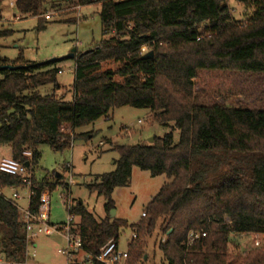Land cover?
Listing matches in <instances>:
<instances>
[{"label": "trees", "instance_id": "trees-1", "mask_svg": "<svg viewBox=\"0 0 264 264\" xmlns=\"http://www.w3.org/2000/svg\"><path fill=\"white\" fill-rule=\"evenodd\" d=\"M45 1L17 0L14 9L35 16L41 28ZM237 2L252 10L243 20L233 18L227 0H80L99 5L103 38L87 52L76 49L70 98L57 94L61 60L0 57V66H19L0 70V147L29 166L40 158L39 145L62 150L83 136L72 137L75 129L118 107L148 108L151 122L171 127L152 142L112 145L114 169L86 184L103 198V218L81 200L68 203V215L79 218L72 232L84 256L94 259L110 240L118 244L127 222L110 217L112 192L130 183L136 166L168 181L130 225L136 237L125 264H145L156 229L163 264H264V237L245 253L228 251L233 234L264 236V109L205 103L193 83L200 70L264 73V0ZM142 46L151 58H142ZM106 62L117 68H103ZM56 185L31 176L29 210L36 213L42 194ZM14 187H26L22 177L0 172V191ZM20 218L16 202L0 195V253L12 264L25 263L32 244ZM196 230L206 235L187 244Z\"/></svg>", "mask_w": 264, "mask_h": 264}, {"label": "rangeland", "instance_id": "rangeland-1", "mask_svg": "<svg viewBox=\"0 0 264 264\" xmlns=\"http://www.w3.org/2000/svg\"><path fill=\"white\" fill-rule=\"evenodd\" d=\"M227 4L235 20H243L252 12L237 0H227ZM98 12L99 5H82L80 0H46L44 11L38 16L46 23L39 28V20L35 16L22 15L4 2L0 30L9 29L12 32L7 36H0V57L15 60L22 54L28 61L42 62L63 57L74 47L79 52L86 51L103 38ZM46 14L50 16L49 19L45 18ZM13 17L18 19L11 20ZM57 66L61 71L58 73V80L62 84L57 94L70 98L75 69L73 59L61 60ZM103 68L115 70L117 64L106 62ZM115 79L121 80L117 76ZM193 83L194 91L205 103L218 102L227 106L264 109V73L200 70ZM150 115L148 108L118 107L108 116L75 129L72 137L83 136L71 141L62 150H54L46 144L38 146L40 158L36 164L27 167V172L37 180L57 182L56 187L47 192L49 222L57 227L65 223L68 219V203L74 204L78 200L96 218L106 215L103 198L89 192L86 184L95 183L98 176L114 169L113 162L118 158V153L112 150V145L149 142L151 138L161 137L171 131V127L151 122ZM173 135L177 141L178 131L174 130ZM1 149L0 157L2 154L8 156L10 147L3 145ZM167 181L164 174L152 176L148 171L134 166L130 183L113 190L114 208L110 210L112 218L127 222L118 239L119 250H127L133 232L130 225L139 221L146 205ZM13 192L11 188L3 190L8 199L16 202L20 211L26 209L29 202L28 188L18 190L17 198L12 197ZM78 221L79 218L74 217V224ZM32 234L33 243L27 248L28 256L23 264H70L84 261L85 256L81 251L73 253L70 259L59 252L67 248L63 231L56 230L46 234L45 225L39 224L30 231L29 235ZM160 236V231L156 229L147 238L145 264H163L161 252L155 244ZM263 237L260 234H233L228 251L232 254L245 253L261 246ZM256 241L259 244L256 245Z\"/></svg>", "mask_w": 264, "mask_h": 264}, {"label": "built area", "instance_id": "built-area-1", "mask_svg": "<svg viewBox=\"0 0 264 264\" xmlns=\"http://www.w3.org/2000/svg\"><path fill=\"white\" fill-rule=\"evenodd\" d=\"M17 0H5L7 5L10 8H14L15 2ZM49 15L46 14L45 18L49 19ZM18 19V17H13L11 20ZM148 51L147 46L141 47V52L146 53ZM61 73V71L59 72ZM23 157L25 159L31 158V153L29 151L23 152ZM0 172L10 175H17L22 177V182L26 184V187L28 188L29 192V198L33 194V191L31 189V176L27 172V167L24 165V163L13 159L11 156H2L0 157ZM14 190L12 197L17 198L18 190L21 188H11ZM0 195H3L5 198H7L1 191ZM8 199V198H7ZM46 197L44 196V193L41 196V205L39 207V210L36 213H33L29 210L27 207L26 209H22L21 212V218L20 220L24 224L25 231L27 238H30V231L39 224L45 225V233L50 234L53 231H63L65 238L67 240V248L65 250H59L60 253L66 255L67 259H70L72 257L73 253H77L81 251V240L76 235V233L72 232V228H75L74 224V217L68 215V219L65 223H63L61 226L57 227L55 225H49V208L46 203ZM141 216H144V213H141ZM206 235L205 231H190L187 235V241L186 243H190L195 239H198L199 237H204ZM136 234L132 233V238H135ZM164 241V237L161 239ZM256 245L259 244L258 241L255 242ZM128 257L127 250H119L118 244L114 241L110 240L108 241L103 247H101L99 254L94 258L91 259L88 256L84 257V261L79 262H73L70 264H125L126 259ZM0 264H12L9 261L5 260L3 255L0 253ZM68 264V263H67Z\"/></svg>", "mask_w": 264, "mask_h": 264}, {"label": "water", "instance_id": "water-1", "mask_svg": "<svg viewBox=\"0 0 264 264\" xmlns=\"http://www.w3.org/2000/svg\"><path fill=\"white\" fill-rule=\"evenodd\" d=\"M53 2H61V1H68V0H52ZM88 50H86L85 52H87ZM75 52H76V48H72L70 50V52L68 54H66L65 56L63 57H60V58H52V59H49V60H46V61H51V60H64V59H73L75 57ZM153 56V52L150 50L148 51L147 53H145L142 58L143 59H148V58H151ZM19 66H13V65H3V66H0V70H3V69H15V68H18ZM153 141V138H151L149 140V142H152ZM24 165L26 167L29 166V162L26 161L24 163ZM110 217H112L111 213H110ZM146 258V256H145Z\"/></svg>", "mask_w": 264, "mask_h": 264}, {"label": "crops", "instance_id": "crops-1", "mask_svg": "<svg viewBox=\"0 0 264 264\" xmlns=\"http://www.w3.org/2000/svg\"><path fill=\"white\" fill-rule=\"evenodd\" d=\"M2 149H1V147H0V151H1ZM1 156H6L5 154H2ZM8 156H10V150H9V152H8ZM2 193H3V191H2ZM4 194V193H3ZM44 196L47 198V192H45L44 193ZM29 198V197H28ZM29 203V202H28ZM50 212V211H49ZM49 225H54V224H52L51 222H49L48 223ZM51 234V233H50ZM33 237V234L30 236V238H32ZM32 243H33V238H32Z\"/></svg>", "mask_w": 264, "mask_h": 264}]
</instances>
